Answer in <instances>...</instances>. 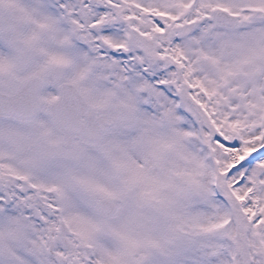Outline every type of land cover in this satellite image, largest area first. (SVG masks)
I'll list each match as a JSON object with an SVG mask.
<instances>
[{"label":"snow or ice","instance_id":"obj_1","mask_svg":"<svg viewBox=\"0 0 264 264\" xmlns=\"http://www.w3.org/2000/svg\"><path fill=\"white\" fill-rule=\"evenodd\" d=\"M0 264H264V0H0Z\"/></svg>","mask_w":264,"mask_h":264}]
</instances>
